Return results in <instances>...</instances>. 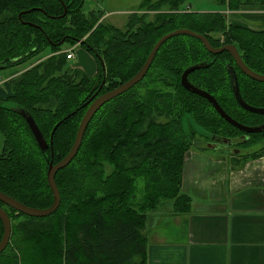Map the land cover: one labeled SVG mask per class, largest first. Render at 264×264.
I'll list each match as a JSON object with an SVG mask.
<instances>
[{
	"label": "trees",
	"instance_id": "trees-1",
	"mask_svg": "<svg viewBox=\"0 0 264 264\" xmlns=\"http://www.w3.org/2000/svg\"><path fill=\"white\" fill-rule=\"evenodd\" d=\"M213 1L230 12L264 6V0ZM186 2L143 0L123 30L104 24L100 11L86 14L85 0H0V71L51 51L20 78L0 81V192L28 207L50 208L49 163L58 164L69 154L92 98L130 80L155 44L173 31L202 34L215 48L234 45L246 66L264 75V31L237 24L223 11H191ZM76 46L95 57L96 75L70 69L67 50ZM198 64L207 68L190 74L193 85L214 96L237 122L264 124L263 115L238 104L230 69L234 66L240 94L251 106L264 108V83L243 74L227 53L214 56L190 36L172 38L145 78L92 119L77 156L56 175L62 201L55 213L29 217L0 203L12 219L0 264H147L150 215L169 201L177 214L191 206L192 199L182 191L185 157L204 135L191 124L186 129V118L192 116L204 134L243 136L208 100L183 88V73ZM23 110L48 143L61 123L52 149H40ZM249 136L247 143L255 144L264 132ZM263 155L264 146L240 162L244 166ZM0 229L1 239V220Z\"/></svg>",
	"mask_w": 264,
	"mask_h": 264
},
{
	"label": "crops",
	"instance_id": "crops-1",
	"mask_svg": "<svg viewBox=\"0 0 264 264\" xmlns=\"http://www.w3.org/2000/svg\"><path fill=\"white\" fill-rule=\"evenodd\" d=\"M189 153L182 191L191 206L150 215L147 264H264V155L242 166Z\"/></svg>",
	"mask_w": 264,
	"mask_h": 264
},
{
	"label": "water",
	"instance_id": "water-1",
	"mask_svg": "<svg viewBox=\"0 0 264 264\" xmlns=\"http://www.w3.org/2000/svg\"><path fill=\"white\" fill-rule=\"evenodd\" d=\"M177 36H190V37H193L195 39L200 40L202 42V44L204 45V47L206 48V50L212 55H219V54H222L223 52H228L233 57L237 67L246 76H248L249 78H251L255 81L264 83V75L258 74L256 72H253L251 69H249L246 66V64L243 62L238 49L234 45H225V46L220 47V48H214L210 44L209 40L204 35L196 33L192 30L179 29V30L173 31V32L163 36L155 44V46L153 47L150 55L148 56L145 64L143 65V67L130 80L121 84L120 86L113 89L112 91H109L107 93L97 95V96L95 95L92 98L90 105H89L84 117L82 118V120L80 122L78 132H77V135L75 138V142H74L69 154L58 164H54L53 161L49 163L48 174H47L48 186L51 189V192H52L53 197H54L53 205L50 208H48V209H37V208L28 207V206L20 203L19 201L9 197L8 195H6L2 192H0V203L14 209L18 213L27 215L29 217L46 218V217L52 215L53 213H55L59 209V207L61 205V201H62L61 194H60V191L57 187L56 180H55L56 175L59 171L63 170L67 166H69L71 164V162L77 156V154H78V152L82 146L87 128H88L90 122L92 121V119L95 117V115L98 113V111L103 106L108 104L110 101L116 99L117 97L127 93L132 88H134L136 85H138L147 75V73H148V71H149V69H150V67H151V65H152V63L156 57V54L159 51V49L168 40H170L174 37H177ZM205 68H207V65L198 64V65H194V66H191L188 69H186L182 75V78H181V84H182L183 88L192 94L198 95V96L208 100V102L211 103V105L214 107L216 112H218V114L227 123H229L231 126L236 128L237 130H239L245 134L263 133L264 132V125L250 127V126H245V125L237 122L236 120H234L232 117H230L222 109V107L219 105L218 101L214 98V96H212L207 91L196 87L195 85H193L189 81V76L191 73L199 71L201 69H205ZM230 70H231V74H230L231 83L233 85V93L235 95V99L237 100L238 104L246 111H249V112L254 113V114L264 115V108H257V107L251 106L243 100V98L240 94V88H239L235 68L231 67ZM103 83H105V81H103ZM21 114L26 119V121H27V123H28L39 147H40V149L42 151H45L49 148L52 149L53 135L61 123H58L55 126V128L53 129V132H52L51 138H50V142L48 143L46 141L44 135L41 133L40 129L38 128L37 124L35 123L34 119L32 117H30L24 110L21 111ZM213 141L216 143H224V144H230L231 143L229 138H223V137H218V136H214ZM0 220H1L2 225H3V236H2V239L0 241V255H1L7 249L8 245L10 243V240H11V235H12L11 218L9 217L8 213L1 207H0Z\"/></svg>",
	"mask_w": 264,
	"mask_h": 264
},
{
	"label": "rangeland",
	"instance_id": "rangeland-1",
	"mask_svg": "<svg viewBox=\"0 0 264 264\" xmlns=\"http://www.w3.org/2000/svg\"><path fill=\"white\" fill-rule=\"evenodd\" d=\"M142 1L143 0H85V13L89 14L92 11H100L102 12L101 21L104 24H110V25H113L117 28L124 30L128 22L129 16L135 12H138V7L142 3ZM153 1L156 2L158 0H153ZM184 7L189 8L191 11H199V12H221L223 11V9L217 6L213 0H187ZM261 12H264V6L244 7L242 8V10L230 12L229 17L231 19H234V21H238L237 24H246L256 31H264V14H262ZM139 14L142 15L143 12L139 11ZM153 15L154 13L152 14L150 13L148 20H152ZM247 19H250V20H247ZM251 21H253L254 23H251ZM250 23L254 25H251ZM74 49H75L74 51L75 58L72 61L68 62L70 69H73L74 67L78 65L77 67L84 69L90 75H93V72L98 73V64L96 62L95 57L92 56L87 50H85L84 48L80 46H76L74 47ZM50 54H51V51L50 49H48L47 51L42 53L41 58H34L30 60L29 62L22 64L18 67H13V68L6 69L4 71H0V81L10 82L14 78L16 79L20 78L23 72L27 71L31 67L36 66V64H38L39 62L45 60L46 58H48ZM120 61L121 60H119V62ZM15 71H18L16 75L14 76L9 75ZM189 124L194 126V128L200 134H204V132H206L195 123V120L193 119L192 116H188L185 120L186 129L189 127ZM212 136L213 135H208V134H205L204 136H201V137L198 136L197 139H199V141L195 143V146L192 147V149L189 150L188 153L195 152L198 154L206 155L207 157L210 156L216 159L220 158L221 160H224L227 163L235 164V162H239L240 160L243 161V159L247 157H251L252 154L260 151L262 147L264 146V138H260L258 140L253 141V143L255 144L247 143L246 145H240V148L242 149L241 155H236L235 148L237 150L240 148H237V147L231 148L227 144H224V143H219L218 144L219 147L217 148L211 146V143L213 142ZM234 140L232 141L235 144ZM2 148H3V137L0 133V153L2 151ZM243 155H245L244 158L238 159L237 156L241 157ZM190 156L191 154L189 153L188 157ZM202 163H207V161L206 162L203 161ZM110 168L112 169V167L108 165L107 169L110 170ZM139 188H140V191L144 189V185L142 182L139 183ZM165 206L173 207V203L171 201L165 202L161 206V208ZM0 232H1V229H0Z\"/></svg>",
	"mask_w": 264,
	"mask_h": 264
},
{
	"label": "flooded vegetation",
	"instance_id": "flooded-vegetation-1",
	"mask_svg": "<svg viewBox=\"0 0 264 264\" xmlns=\"http://www.w3.org/2000/svg\"><path fill=\"white\" fill-rule=\"evenodd\" d=\"M249 26V25H248ZM250 27V26H249ZM251 28V27H250ZM251 29H253V28H251ZM223 53H227V54H229L228 52H223ZM222 53V54H223ZM222 54H219V56L220 55H222ZM230 55V54H229ZM214 56H216V55H214ZM230 57L233 59V57L230 55ZM233 61H234V59H233ZM234 63H235V61H234ZM236 64V63H235ZM237 66V65H236ZM234 67V66H233ZM243 73V72H242ZM244 74V73H243ZM248 77V76H247ZM258 82V81H257ZM260 83H262V82H260ZM210 103V102H209ZM211 104V103H210ZM214 108V107H213ZM215 110V109H214ZM216 111V110H215ZM217 114H218V112H217ZM219 115V114H218ZM256 115H259V114H256ZM220 116V115H219ZM264 116V115H263ZM221 117V116H220ZM222 118V117H221ZM223 119V118H222ZM185 123V122H184ZM264 125V124H263ZM246 126V125H245ZM258 126H261V125H258ZM250 127H253V126H250ZM255 127V126H254ZM241 132V131H240ZM243 133V132H242ZM258 134V133H257ZM203 135H205V134H203ZM250 134H245V133H243V136H241V137H237L235 140L234 139H232V140H234V142H235V144L233 143V141L230 139V144H227L229 147H231V148H235V147H237V148H240V145H246L247 144V142H249L250 141V136H249ZM214 136H218V135H213L212 137H214ZM218 137H220V136H218ZM212 140V139H211ZM219 143H216V142H212L211 143V146H213V147H215V148H217V147H219V145H218ZM210 146V147H211ZM212 148V147H211ZM241 151H242V149L240 148V149H236L235 148V153H236V155H241ZM245 155H243V156H237L238 157V159H241V158H243ZM1 208H3L2 206H0ZM4 209V208H3ZM5 210V209H4ZM6 211V210H5ZM7 212V211H6ZM8 213V212H7ZM9 215V214H8ZM10 217V216H9ZM11 218V217H10ZM11 222H12V219H11ZM1 239H2V237H1ZM1 239H0V241H1Z\"/></svg>",
	"mask_w": 264,
	"mask_h": 264
},
{
	"label": "built area",
	"instance_id": "built-area-1",
	"mask_svg": "<svg viewBox=\"0 0 264 264\" xmlns=\"http://www.w3.org/2000/svg\"><path fill=\"white\" fill-rule=\"evenodd\" d=\"M67 58L68 60L72 61L74 58H75V53H74V50L73 49H69L67 51ZM2 83H0L1 85Z\"/></svg>",
	"mask_w": 264,
	"mask_h": 264
},
{
	"label": "bare ground",
	"instance_id": "bare-ground-1",
	"mask_svg": "<svg viewBox=\"0 0 264 264\" xmlns=\"http://www.w3.org/2000/svg\"><path fill=\"white\" fill-rule=\"evenodd\" d=\"M201 35H202V34H201ZM192 38H193V37H192ZM170 40H171V39H170ZM197 40H198V39H197ZM168 41H169V40H168ZM168 41H167V42H168ZM199 41H200V40H199ZM167 42H166V43H167ZM210 44H211V43H210ZM214 48H215V47H214ZM160 49H161V48H160ZM160 49H159V51H160ZM159 51H158V52H159ZM157 54H158V53H157ZM157 54H156V55H157ZM155 58H156V57H155ZM154 60H155V59H154ZM153 62H154V61H153ZM152 64H153V63H152ZM151 66H152V65H151ZM150 68H151V67H150ZM149 70H150V69H149ZM148 72H149V71H148Z\"/></svg>",
	"mask_w": 264,
	"mask_h": 264
}]
</instances>
